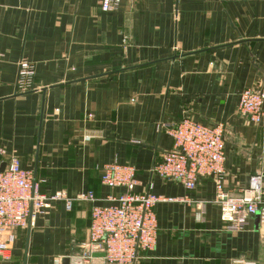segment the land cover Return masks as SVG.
<instances>
[{
	"label": "crops",
	"instance_id": "obj_1",
	"mask_svg": "<svg viewBox=\"0 0 264 264\" xmlns=\"http://www.w3.org/2000/svg\"><path fill=\"white\" fill-rule=\"evenodd\" d=\"M35 65L38 89H17L18 62ZM264 75V0H0V160L17 156L45 193L117 192L108 163L136 168L155 206L157 244L131 264H264V224L231 230L212 202V177L187 191L151 172L184 116L223 124L226 187L239 194L264 174V122L238 110ZM264 195V180H263ZM92 202L52 203L15 230L0 264H68L89 238Z\"/></svg>",
	"mask_w": 264,
	"mask_h": 264
},
{
	"label": "built area",
	"instance_id": "obj_2",
	"mask_svg": "<svg viewBox=\"0 0 264 264\" xmlns=\"http://www.w3.org/2000/svg\"><path fill=\"white\" fill-rule=\"evenodd\" d=\"M103 11L119 8L123 0H99ZM35 65L26 59L18 62L17 89L27 93L38 89L34 84ZM239 112L252 122H264V75L260 83L244 89L239 95ZM172 148L151 172L162 179L177 181L187 191L196 188L203 177H212L215 195L212 202L220 218L231 230H241L257 214L264 224V174L250 176L249 185L239 194L226 187V136L223 124L209 125L184 116L167 129ZM101 182L117 192L109 193L104 204L94 192L69 197L63 192L45 193L33 171L22 166L17 156L0 171V255L7 257L15 230L31 225L33 219L48 212L52 203L65 202L70 210L74 201L92 202L89 238L72 264H131L157 244L158 218L155 206L164 197L149 190L138 192L136 168L130 164L108 163L101 168ZM104 253V256H96ZM233 264H245L235 260Z\"/></svg>",
	"mask_w": 264,
	"mask_h": 264
},
{
	"label": "water",
	"instance_id": "obj_3",
	"mask_svg": "<svg viewBox=\"0 0 264 264\" xmlns=\"http://www.w3.org/2000/svg\"><path fill=\"white\" fill-rule=\"evenodd\" d=\"M6 167V162L0 160V171H3ZM96 256H104V253H96ZM68 258L65 259V264H68Z\"/></svg>",
	"mask_w": 264,
	"mask_h": 264
}]
</instances>
